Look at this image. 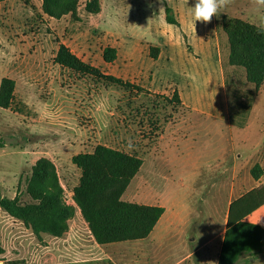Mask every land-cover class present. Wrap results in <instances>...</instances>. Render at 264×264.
I'll use <instances>...</instances> for the list:
<instances>
[{"label": "rangeland", "instance_id": "rangeland-1", "mask_svg": "<svg viewBox=\"0 0 264 264\" xmlns=\"http://www.w3.org/2000/svg\"><path fill=\"white\" fill-rule=\"evenodd\" d=\"M86 1L48 0L46 9L43 0L0 1V81H15L11 107H0V190L31 201L26 178L46 155L69 208L60 236L36 235L0 209V264H216L230 201L264 187V84L256 90L229 63L223 16L256 24L264 9L233 0L193 28L196 0H98L95 13ZM61 44L98 74L56 63ZM107 46L117 50L112 63L102 57ZM98 144L143 160L121 199L164 208L147 237L93 239L73 200L81 172L71 158ZM249 219H264V208ZM235 264H264V254Z\"/></svg>", "mask_w": 264, "mask_h": 264}, {"label": "trees", "instance_id": "trees-1", "mask_svg": "<svg viewBox=\"0 0 264 264\" xmlns=\"http://www.w3.org/2000/svg\"><path fill=\"white\" fill-rule=\"evenodd\" d=\"M46 2L48 0H43L44 9L47 8ZM85 7L90 12H97L98 0H87ZM166 19L169 24L175 23L169 15ZM222 25L230 44L229 63L243 67L247 80L258 90L264 84V34L254 23L241 18L223 16ZM156 51L158 48L151 46L149 55L156 58ZM102 57L105 62L112 63L117 57V50L107 46L102 51ZM54 61L80 74H98L99 70L79 59L62 44ZM105 79L120 86L129 85L112 75H105ZM14 89L13 79H1L0 107H11ZM172 96L175 101H180L177 91L174 90ZM71 161L81 172L79 182L73 188V200L97 244L143 239L151 233L164 208L121 199L126 186L143 163L140 157L98 144L92 152L72 156ZM250 171L258 180L262 172L260 166L256 164ZM26 193L31 201L22 203L19 195L9 198L0 191V209L23 221L36 235L45 232L60 236L65 230L69 208L62 202L63 188L56 167L49 158L40 157L31 166V174L26 178ZM263 205V186L254 187L229 203L217 264H234L242 254H264V225L246 220ZM6 264L25 263L10 261Z\"/></svg>", "mask_w": 264, "mask_h": 264}, {"label": "clouds", "instance_id": "clouds-1", "mask_svg": "<svg viewBox=\"0 0 264 264\" xmlns=\"http://www.w3.org/2000/svg\"><path fill=\"white\" fill-rule=\"evenodd\" d=\"M232 2L233 0H196L194 7H191L189 12L192 27L194 28L195 21L210 22L214 15H219ZM252 2L258 12L264 9V0H252ZM255 26L260 33L264 34V14L257 16Z\"/></svg>", "mask_w": 264, "mask_h": 264}, {"label": "crops", "instance_id": "crops-1", "mask_svg": "<svg viewBox=\"0 0 264 264\" xmlns=\"http://www.w3.org/2000/svg\"><path fill=\"white\" fill-rule=\"evenodd\" d=\"M162 137H163V134L160 135L159 140L162 139ZM40 157H46V158H49V159H51V160L53 161L52 158H50L49 156H46V155H40V156H38V157L36 158V160L39 159ZM36 160H34V161L31 163V166L35 163ZM53 163H54V162H53ZM54 164H55V163H54ZM0 191H1V190H0ZM1 194L4 196V194L2 193V191H1ZM14 196H15V195H14ZM14 196H13V197H14ZM13 197H11V198H13ZM230 202H231V201H230ZM141 204H144V203H141ZM145 205H150V204H145ZM262 208H264V206H261V207L258 208L256 211H254L251 215H249V216L246 218V220H247V221H250V222H252V223H255V224L264 225V219H262V220H254V219L251 220V219H249V217H251L253 214H255V212L259 211V210L262 209ZM226 215H227V214H226ZM260 217H262L261 214L259 215V217H257V219L260 218ZM225 223H226V219H225ZM224 229H225V226H224ZM224 229H223L222 234H221L222 236H220V244H219V248H218V251H217V257H216V258H218V253H219V250H220V246H221V242H222V238H223ZM210 243H211V242L208 241V242H207V245H209ZM207 245H206V246H207ZM206 246H205V247H206ZM195 252H197V250L193 251L192 253H195ZM192 253H191V254H192ZM191 254H190V255H191ZM242 255H245V254H242ZM242 255L240 256V258L242 257ZM250 255H251V254H250ZM260 255H261V254H260ZM188 256H189V255H188ZM252 256H254V255H252ZM240 258H239V259H240ZM239 259H238V261H239ZM238 261H236L235 263H237ZM235 263H234V264H235ZM216 264H217V260H216Z\"/></svg>", "mask_w": 264, "mask_h": 264}, {"label": "built area", "instance_id": "built-area-1", "mask_svg": "<svg viewBox=\"0 0 264 264\" xmlns=\"http://www.w3.org/2000/svg\"><path fill=\"white\" fill-rule=\"evenodd\" d=\"M105 264H138V263H132V262H127V263H121V262H115V261H110L105 263Z\"/></svg>", "mask_w": 264, "mask_h": 264}]
</instances>
